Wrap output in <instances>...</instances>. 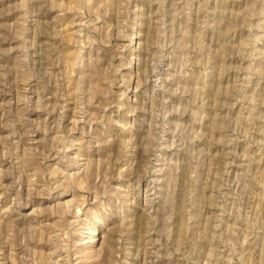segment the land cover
<instances>
[{
  "label": "rangeland",
  "instance_id": "rangeland-1",
  "mask_svg": "<svg viewBox=\"0 0 264 264\" xmlns=\"http://www.w3.org/2000/svg\"><path fill=\"white\" fill-rule=\"evenodd\" d=\"M0 264H264V0H0Z\"/></svg>",
  "mask_w": 264,
  "mask_h": 264
}]
</instances>
